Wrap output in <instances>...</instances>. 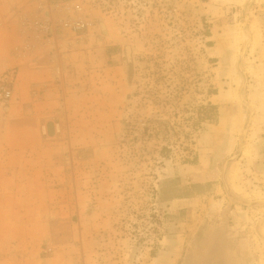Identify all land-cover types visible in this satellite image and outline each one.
Instances as JSON below:
<instances>
[{"label":"rangeland","instance_id":"1","mask_svg":"<svg viewBox=\"0 0 264 264\" xmlns=\"http://www.w3.org/2000/svg\"><path fill=\"white\" fill-rule=\"evenodd\" d=\"M65 1L83 7V34L45 44L23 31L22 18L72 12ZM2 57L13 88L22 70L63 67L102 97L121 60L133 65L120 115L89 93L81 127L111 150L81 151L70 182L44 186L75 199L58 203L43 248L85 243L77 264H264V0H0ZM18 95L0 104V164L4 148L48 143L46 119L19 127L50 105Z\"/></svg>","mask_w":264,"mask_h":264},{"label":"crops","instance_id":"2","mask_svg":"<svg viewBox=\"0 0 264 264\" xmlns=\"http://www.w3.org/2000/svg\"><path fill=\"white\" fill-rule=\"evenodd\" d=\"M107 47L113 46L109 44ZM111 54L113 58L115 53ZM7 59L8 57L0 58V74L11 64ZM116 69L119 71L118 82L111 85L109 93L104 97L100 93L103 90L101 87L95 86L89 91L86 88V77H75L72 68L40 69L36 71L37 76H26L25 70H22L18 86L13 88L14 92H18L20 101L36 104L44 99L50 106H47L48 111L45 113L22 115L20 134L34 132L38 122L46 119L43 125L47 137L45 140L49 144L37 148L27 146L3 150L5 157L0 164V264H77L73 250L86 248L85 243L73 241L55 244L50 249L51 254L48 246L42 247L49 233L59 231V222L52 220V217H59L55 210L60 207L58 203L66 201L69 204L75 196L59 192L53 194L52 191L47 194L42 192L44 186L70 182L72 175H66L63 170L77 172L80 163L75 159L76 154L92 151V160L99 153L107 155L111 150L91 148L93 135L81 126H85L91 119L87 111V103L91 98L89 93L94 94L92 98L100 107L106 105L110 111L116 110V115L122 113L120 108L127 104L132 92L133 78L129 69L132 70L133 65L128 60H121ZM108 70L107 67L104 68L105 72ZM33 79L44 85L36 86L38 91L33 94L34 97L29 91ZM48 96L49 99H46ZM96 162L98 161L95 160ZM73 178L75 180V175ZM32 232H39L40 235L29 239L27 234Z\"/></svg>","mask_w":264,"mask_h":264},{"label":"built area","instance_id":"3","mask_svg":"<svg viewBox=\"0 0 264 264\" xmlns=\"http://www.w3.org/2000/svg\"><path fill=\"white\" fill-rule=\"evenodd\" d=\"M71 1L62 2L65 8H73ZM61 5H58L59 7ZM41 8L40 6H38ZM83 7L80 4L74 6L72 12H68L63 18L55 21L51 17L43 15L35 20L22 18L21 26L24 32L31 33L35 38L45 44L53 43L62 34L79 36L88 28V22L81 17ZM11 77V76H10ZM13 98L12 81L7 75V71L0 75V104H6ZM51 250L48 249V252Z\"/></svg>","mask_w":264,"mask_h":264},{"label":"trees","instance_id":"4","mask_svg":"<svg viewBox=\"0 0 264 264\" xmlns=\"http://www.w3.org/2000/svg\"><path fill=\"white\" fill-rule=\"evenodd\" d=\"M212 109H214V108H212Z\"/></svg>","mask_w":264,"mask_h":264}]
</instances>
